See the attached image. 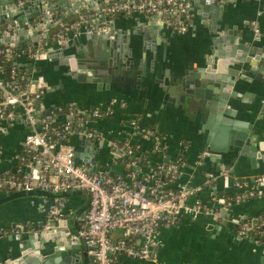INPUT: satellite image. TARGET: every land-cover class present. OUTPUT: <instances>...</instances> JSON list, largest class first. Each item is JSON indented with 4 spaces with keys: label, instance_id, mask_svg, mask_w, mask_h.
I'll list each match as a JSON object with an SVG mask.
<instances>
[{
    "label": "crops",
    "instance_id": "0c3cea01",
    "mask_svg": "<svg viewBox=\"0 0 264 264\" xmlns=\"http://www.w3.org/2000/svg\"><path fill=\"white\" fill-rule=\"evenodd\" d=\"M104 1L111 0L98 2L103 4ZM51 4L64 18L75 14L79 17L93 15V20L99 18L96 20V25L100 31L105 30L104 18L107 16L84 9L71 11L74 0L71 1L70 10L62 9L64 5L61 7L56 0ZM29 5L31 10L29 8L27 20L37 16L33 13L34 4ZM210 5L214 6L213 11L206 12L201 0L191 2L192 21L188 32L184 34L163 26L160 17L155 14L135 13L131 16L109 17L116 30H121L123 33L129 32L130 39H127V42L143 35L156 38L154 61L155 66L162 69L160 72L156 71L154 81L142 87L125 86L113 89V87L102 85V88L98 90L95 85L91 88L81 82L62 77L61 67L57 66V62L45 61L31 64L34 69L40 68L39 73L33 71L32 79H42L47 84L41 99L43 108L72 103L80 109L88 110L110 102L125 104L124 109H120L115 104L111 118L103 119L92 126L94 131L103 134L101 139L99 137L91 140L96 143L94 155L89 153L91 147H86L87 139L78 135H73L69 139L68 143L74 149H78L81 156L92 158L89 164L92 172L103 170L126 180V171L121 162L116 160L118 157L114 156L109 146L111 140L138 145L142 152L150 153L154 164L180 163V173L170 186L172 189L182 183L202 184L208 173L231 170L229 189H225L223 182L218 180L211 188H205L198 196L205 206L213 210L210 216L201 215L191 219L188 215H184L176 225L163 227L158 235L160 244L153 249V259L146 262L131 261L130 264H264V245L255 244L252 236H240L238 227L235 228L233 223L234 220L243 222L264 215V196L245 199L231 206L226 205L225 201L220 204L219 200L223 198L217 197L219 192L236 193L235 182L250 183L253 178L264 176V160L252 163L250 158H244L235 159L234 162L229 163L230 161L218 150L223 146L221 139L215 142L213 149H210L205 142L207 132L213 135L215 129L221 126L252 123L255 141L264 144V111L262 110L264 79L255 80L253 78L255 74L240 72V75L250 76L251 82L232 81L226 98L222 96L224 88L220 83L214 84L210 89L213 92L212 95L207 94L206 87L197 88L198 97L204 98L208 95L211 100V128L214 131L205 127L208 111H205L202 117L195 111H182L175 102L177 97L182 98L181 83L178 82L180 69H184L185 73L207 74L201 68L204 67L205 55L209 54L213 47V38L218 36L221 38V41L216 42L217 49L220 48L216 52L225 55V61H222L224 65L216 74L225 78L226 82L223 83H228L233 78L230 72L236 68L229 66L232 59L228 40L238 37L241 41H247L246 45H251L250 41L256 34V29L259 34L264 35V0H215ZM217 26H221L222 29H217ZM224 26L227 33L222 31ZM86 34L87 30H83L80 37L68 45L90 44ZM49 37L47 29L39 40L38 46L53 47L58 50L60 47L46 42V38ZM24 45L26 44L22 42L20 47ZM18 62L26 68L30 65L23 61ZM261 74L264 75V72ZM232 93L234 95H231ZM132 118H137L141 126L154 128L160 135L157 152L153 149V139L137 135L128 126V120ZM28 133V126L23 119L14 122L0 133L4 168H12L16 165ZM76 160L79 164H86L85 160ZM150 185L148 184L149 187ZM56 199H60L65 206L62 216L54 222L66 224L71 231H74L85 217L89 205V196L85 192L71 191L56 197L51 194L42 195V193L29 196L17 193L0 195V234L3 235L0 237V259L4 260L10 250L18 249L19 242L16 240L10 242L8 240L10 236L32 231H47L43 226L46 221V209L55 203ZM194 203V199L189 201L190 206ZM38 227L43 228L37 230ZM233 232L235 236H232ZM55 261L54 264H63L65 259L60 257Z\"/></svg>",
    "mask_w": 264,
    "mask_h": 264
},
{
    "label": "built area",
    "instance_id": "2783aa9c",
    "mask_svg": "<svg viewBox=\"0 0 264 264\" xmlns=\"http://www.w3.org/2000/svg\"><path fill=\"white\" fill-rule=\"evenodd\" d=\"M193 0H111L101 4L99 13L107 17L131 16L135 13L155 14L163 26L180 34L188 32L192 21L191 2ZM215 0H205L207 5ZM263 1V0H255ZM40 2L43 4L44 16L56 24L51 16L54 6L47 0H14L16 9L25 3ZM8 18L7 16L4 17ZM1 19V16H0ZM93 15L87 14L79 21L64 26L53 36L57 47L74 42L82 34L92 29ZM0 27V36L7 37L16 29V20L4 23ZM44 23H37L36 30L44 29ZM28 32V30H27ZM44 32H42L43 35ZM15 47H0L4 57H14L16 61L28 64L51 61L49 54L56 48L41 47L36 49L27 44L24 51H14ZM18 48V47H16ZM7 82L2 77L0 67V129L23 119L29 129L25 136L22 151L17 163L12 168L2 166L0 146V191L14 193H43L54 197L71 191L85 192L89 196V205L85 217L79 223L77 231H66L65 236L73 243L84 242L87 253L93 257L95 264H130L131 261L146 262L153 259V249L158 247V235L165 226L176 225L184 215L196 219L201 215L210 216L211 208L205 206L199 195L205 188H211L215 181L221 180L225 189L230 187L231 170L208 173L202 184H179L172 189L173 182L180 173V163L150 164L141 171L137 170L134 150L128 142L120 146L116 140L109 141L114 156L123 155L132 159L127 166L132 169L126 180L108 172H92L86 164H79L74 155V148L68 143L73 135L87 140L103 137L92 129V126L103 119L111 118L115 104L110 102L95 108L84 110L72 103L57 107L61 114L49 112L41 120L39 113L43 93L47 84L42 79L27 78V86L17 91L16 71L10 72ZM36 81V83H32ZM120 109L125 104H116ZM55 122L60 125H53ZM53 125V126H51ZM137 135L151 138L154 144L160 145L157 132L141 126L137 118L128 120ZM157 146V147H158ZM144 175H141V174ZM148 184H151L150 187ZM236 204L242 202L241 193L246 199L264 196V176L253 178L250 183H237ZM42 198V196L40 197ZM195 200L190 206L189 201ZM65 204L56 199L47 207L44 229L48 230L57 218L62 216ZM117 234V235H115ZM240 236H252L255 244L264 245V221L254 225L249 221L238 225ZM258 235L259 238L255 237Z\"/></svg>",
    "mask_w": 264,
    "mask_h": 264
},
{
    "label": "water",
    "instance_id": "95a60500",
    "mask_svg": "<svg viewBox=\"0 0 264 264\" xmlns=\"http://www.w3.org/2000/svg\"><path fill=\"white\" fill-rule=\"evenodd\" d=\"M71 1L56 0L61 7L64 5L62 9L66 10H70ZM98 1L102 2L103 0H74L71 11L84 9L86 11H95L100 15L99 9L101 4ZM31 3L34 4V16L44 13L42 3ZM31 3H25L21 8L16 9L14 0H0V24L9 23L14 20L18 23L16 29L9 36H0V47L11 46L16 48L20 47L22 42L26 45L38 46V42L42 38V32L49 29L53 23L47 18L34 24H32L33 19L27 20L26 16L31 10V5H29ZM201 4L205 6L206 12H211L214 9L213 5H205V0H201ZM5 16L8 18H2ZM96 20H99V18L93 20L92 29L86 34V38L90 44H80L79 46L67 44L49 54L51 61L57 62V66L61 67V76L69 80L81 82L91 88L95 85L98 90L102 88V85L117 89L125 86L142 87L154 81L156 71L160 72L162 69L155 66L154 61L157 44L156 38L143 35L139 36L136 40L127 42V39H130L129 32L123 33L121 30H116L113 21H110L109 17L104 18L105 30L103 31H100L96 25ZM41 22L45 24L43 31L36 30L37 23ZM219 28L221 26H217V29ZM222 31L223 33L226 31L225 26ZM228 34L231 35L229 32ZM263 39L264 35L259 34L258 29H256V34L252 36L250 41L251 45H246L247 41H241L238 37L228 40L231 50L230 57L232 59L229 62V66L236 68L230 72L233 76L232 80H229L228 83H223L226 82L225 78L216 73L221 71V66L224 65L222 61H225V55L216 52V50H220V48L217 49L218 44L216 42L221 41V38L219 36L213 38V47L210 49L209 54L205 55L204 67L201 68L207 74L202 72L198 75L197 73H185L184 69H180L178 82L181 83L180 95L182 98L177 97L175 101L176 106L182 111H195L202 117L205 111H208L205 127L212 129V104L208 95H212L213 92L210 89L214 84L220 83L222 88H224L222 96L226 98L228 97L227 91L232 81L251 82L252 78L250 76L240 75V72L255 74L253 77L255 80L264 79V75L261 74V72H264ZM46 42L50 43V38H46ZM27 70L29 79L33 71L40 72L39 67L34 69L32 65H28ZM32 83H36V81H32ZM199 87L207 88L208 95L206 97H198L199 90L197 88ZM231 95L234 94L232 93ZM262 110L264 111V104L262 105ZM212 130L214 131V129ZM4 131L5 128L0 129V133ZM214 132L215 134L213 135L207 132L205 142L210 149H213L215 142L221 139L223 146L218 148V150L230 161L229 163L234 162L235 159L241 160L244 158H250L252 163L259 162L261 159L264 160V154H261L264 152V144L263 142L255 141V131H253L252 123H234L230 127L229 125L221 126L215 129ZM85 142L87 143L86 147H91L89 153L94 155L96 153V143L91 140H86ZM74 155L76 159L85 160L87 166H90L92 158L81 156L78 149H74ZM207 155L209 154L207 153ZM164 164L167 163L164 162ZM17 194L31 195L23 192ZM42 195L46 194L42 193ZM219 203L223 204L224 200H219ZM233 223L235 224V228H237L242 222L234 220ZM251 223L256 225L258 220L253 219ZM51 226L52 230L32 231L24 234L19 233L14 237L10 236L8 239L10 242L12 240L19 242L18 249L16 251L10 250L5 255L4 260L0 259V264H54L58 261H55V259L60 257L65 259L63 264H95L93 257L88 255L84 242L73 244L65 236L66 231L69 230L66 224L62 225L59 222H54ZM77 230V227L74 228V231ZM232 236H235L234 232ZM0 237H3V235L0 234Z\"/></svg>",
    "mask_w": 264,
    "mask_h": 264
},
{
    "label": "trees",
    "instance_id": "16d2710c",
    "mask_svg": "<svg viewBox=\"0 0 264 264\" xmlns=\"http://www.w3.org/2000/svg\"><path fill=\"white\" fill-rule=\"evenodd\" d=\"M48 2H53L54 0H47ZM51 16L53 18V20L56 22V24L54 26H51L48 29V33L50 35V43L51 45H54L56 43L55 40H53V36L59 32L64 26L72 24L74 22H77L80 20L81 17H79V15H73L70 16L68 18H64L63 15L60 13L59 10L57 9H53L51 11ZM45 16L43 13H39L37 14V16L35 18H33L32 23L34 24L37 21H41L44 20ZM5 25H1L0 27H4ZM41 44H44V42H41ZM27 45L18 47V48H14V51H24V49L26 48ZM1 48H3V46H1ZM41 47L37 46L36 49H39ZM20 63L18 61H16V59L12 56V57H4L3 55L0 54V67L2 69V77H4V79L9 82L10 80V72L12 69H15L16 71V80H17V91L24 89L27 86V68H25V66L23 65H19ZM68 105V104H66ZM65 109V108H64ZM64 109L62 110V112H64ZM49 112H55L56 114H61L62 112H59L57 107H49V108H44L43 110L40 111L39 113V119L41 120L46 114H48ZM53 125H60L59 123L55 122V124ZM51 125V126H53ZM154 130V128H151ZM159 136L160 139V135L157 134ZM144 138V136H141ZM120 146L122 145V143L119 144ZM133 148H135V144H132ZM153 149H155V151L157 152L159 150V147H157L156 144L153 145ZM135 153V157L134 160L136 161V165H137V170L139 169L141 171V169L144 171V169L150 164H154L152 158H150V153H146V152H142V150L139 148L138 150H134ZM117 161L121 162V164L123 165L126 173H127V181L129 180V176L128 174L130 172H132V169L129 168L127 166V164L132 160V159H128L125 158L123 155H119L118 158L116 159ZM170 164V163H168ZM141 175H144L143 173ZM129 183V181H128ZM134 183V182H133ZM132 182L129 183V185L131 187H134V184ZM14 192L12 191H5V190H1L0 191V195H10L13 194ZM240 195H242V200H245V193H241ZM237 194L236 193H231V192H219L217 193V197H221L223 198V200L225 201L226 205H232L235 202V198H236ZM258 223L257 225L261 224L262 221H264V215H259L257 217ZM249 221L251 222V220H245L243 222ZM44 226V224H43ZM43 227H38L36 228L41 229ZM255 237L259 238V236L256 234Z\"/></svg>",
    "mask_w": 264,
    "mask_h": 264
}]
</instances>
